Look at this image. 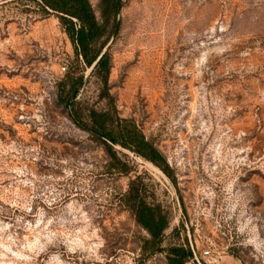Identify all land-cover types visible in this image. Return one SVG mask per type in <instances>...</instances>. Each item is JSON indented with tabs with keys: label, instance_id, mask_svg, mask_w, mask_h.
Instances as JSON below:
<instances>
[{
	"label": "rangeland",
	"instance_id": "obj_1",
	"mask_svg": "<svg viewBox=\"0 0 264 264\" xmlns=\"http://www.w3.org/2000/svg\"><path fill=\"white\" fill-rule=\"evenodd\" d=\"M120 2L101 39L109 103L56 16L0 0V264H166L121 204L136 177L168 209L166 245L178 230L200 264H264V0ZM68 72L83 109L134 120L176 187L119 147L127 172L109 167L57 102Z\"/></svg>",
	"mask_w": 264,
	"mask_h": 264
},
{
	"label": "trees",
	"instance_id": "obj_2",
	"mask_svg": "<svg viewBox=\"0 0 264 264\" xmlns=\"http://www.w3.org/2000/svg\"><path fill=\"white\" fill-rule=\"evenodd\" d=\"M34 4L33 10L39 17L56 16L67 35L76 57L87 68L92 69L102 86V96L110 103L111 97L106 91L110 71V57L103 51L107 39L101 42L105 28L116 29L120 0H100L101 17L99 23L88 0H24ZM83 76L68 72L57 84V102L64 107L71 121L79 129L87 132L91 139L99 143L109 159V167L117 173L127 172V166L116 155L115 147L127 150L160 169L176 187L177 181L172 175L164 156L151 139H148L132 119L119 118L111 109L97 111L82 108L80 91ZM122 206L129 212L135 224L146 233L140 241V253L146 257L164 254L166 264L194 263L193 248L178 230L173 243L166 245L165 232L169 228L168 209L155 199V191L144 184L141 177L129 180L128 190L122 195ZM195 264V263H194Z\"/></svg>",
	"mask_w": 264,
	"mask_h": 264
},
{
	"label": "built area",
	"instance_id": "obj_3",
	"mask_svg": "<svg viewBox=\"0 0 264 264\" xmlns=\"http://www.w3.org/2000/svg\"><path fill=\"white\" fill-rule=\"evenodd\" d=\"M193 254H194V260L196 261V263H197V264H200V263L198 262V259H197L196 254H195L194 251H193ZM208 255H209V253H208L207 251L203 252V256H208Z\"/></svg>",
	"mask_w": 264,
	"mask_h": 264
}]
</instances>
